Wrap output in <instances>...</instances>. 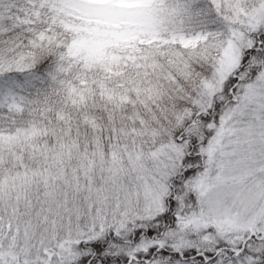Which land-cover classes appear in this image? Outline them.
Returning a JSON list of instances; mask_svg holds the SVG:
<instances>
[{
  "label": "snow or ice",
  "instance_id": "obj_1",
  "mask_svg": "<svg viewBox=\"0 0 264 264\" xmlns=\"http://www.w3.org/2000/svg\"><path fill=\"white\" fill-rule=\"evenodd\" d=\"M0 264H264V0H0Z\"/></svg>",
  "mask_w": 264,
  "mask_h": 264
}]
</instances>
